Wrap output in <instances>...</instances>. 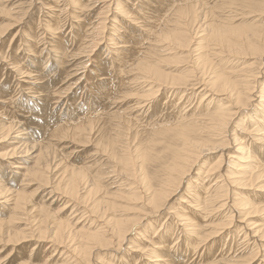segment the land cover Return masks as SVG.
<instances>
[{
  "label": "rangeland",
  "instance_id": "1",
  "mask_svg": "<svg viewBox=\"0 0 264 264\" xmlns=\"http://www.w3.org/2000/svg\"><path fill=\"white\" fill-rule=\"evenodd\" d=\"M120 1L0 0V31L5 29L4 34L0 36V126L4 123L11 124L15 128L25 129V134L27 133L29 135L27 136L29 138H26L28 140L24 139L20 144L16 143V140H13L14 135H17L16 133H12L11 137L2 141V134L6 133V128L3 126L4 128L2 130L0 129V179L2 178L3 183L10 188L9 193L11 197L17 195L26 197V200L21 202L22 205L18 210L13 207V197L9 200L6 199V202L4 199H0L1 230L8 229L20 232L22 229H26V231L22 232L26 236V241L24 240L16 245L12 241L15 238H11L12 240L10 242H6L9 236H7V239L4 235L2 238L0 237V264H38V262H40L39 264H42V262L43 264H50L51 262L53 264H75V262L73 263L69 259L74 257L70 255L71 250L84 241H79L76 238L73 240V242L75 241L74 243L71 240H65L60 246H53V241L50 236L54 233L57 223H67L66 225L70 231L72 230L71 233L73 234L87 230L92 232L98 230H100L99 232L108 231L109 233L114 223L113 221L116 218L119 219L123 216L127 217V219H134L138 216L142 218L144 216L143 214L151 212L145 203L147 197L145 194V186L151 185L152 189L157 188L158 183L162 180V176H164L162 175L164 174V163L169 162L172 153L181 144L177 136L180 128L174 125L178 122L176 121V117L171 115L177 108H169V103L165 107L162 106V102L167 100L168 94V91H166L167 88H164L154 98V102L146 114L142 109H133L132 104L135 99H131V97H143V95L149 94L154 89L147 90L150 88H142L137 83H133L136 88L130 85L126 87L127 90L124 87L125 85L120 86L119 84H123L122 80L127 84L126 82L129 83V81L139 77L135 70L130 69L131 67L120 72L119 67H117L120 64L118 65L116 61L121 57L119 63L123 61L131 62L135 59L147 57V53L152 55L153 59L151 61L164 58L160 60L161 62L158 61L156 65L167 77L170 76L168 78L170 80L188 75L187 73L191 69V61L196 56V54L192 53V49L196 45L191 43L188 47L189 49L184 44H176L173 42L167 43L165 46L164 44L162 46L158 44L157 46H153L155 37L151 36L149 40H143L140 43V37L135 38L128 32V36L130 37L126 41L127 47L129 48L126 50L122 48L125 51L123 52V56L119 55L117 57L115 54L109 53V50L115 47H109L112 46L110 43L113 42L106 41L109 39L107 37V29L114 8ZM261 1L263 0H256L255 2L254 0H181L179 1L180 3H176V6H180V4H194L195 6L198 3L197 5L201 8L206 6L208 9H213L214 7L216 11L213 16L210 15L208 17L209 20L206 19L207 24L211 22L217 25L224 19L225 14H227L230 16L227 19L234 20L232 21L233 27L240 28V30L237 28L236 31L226 33L225 36H227L229 42L234 44V50L229 51L227 49L228 51H226V49H222L224 51V55L222 54L223 57H214L210 61L211 66H214H210V69L213 71L216 69L215 72L217 71L218 73V71L223 70L225 67L228 69L225 72L229 71L232 67L235 71L241 69V73L242 71L257 73L258 91L256 90L254 92L255 98L250 103L247 100L245 102L247 104L245 111H241L233 120L235 123L233 125L237 124L240 126L239 128L244 125L249 131L253 130L252 128L256 124L253 118V121H249L251 119H249V116L253 117L257 111L264 110L262 107L264 105V97L260 102L263 103L261 106L256 97L262 85H264V56L261 52L253 54L250 50L251 44H255L254 47H257L258 50L264 48V39L261 34V30L264 29V2ZM74 3L86 6H84L85 8L81 6L77 8L73 5ZM138 5L139 1L130 0L129 11L131 13L138 11ZM145 6L147 8V5ZM155 6V4L148 5L147 9H150L152 13L145 11L148 13V17L153 15L150 22L154 21L156 23V25L152 26L153 30H155L153 33L159 32V29L166 30V27H172L168 25L172 23L171 21H175L176 18L174 16L175 10L173 9L170 10L171 14L170 12L166 14L168 15L166 21L169 24L167 26L161 23L158 24L156 21L160 20L158 17L163 10L157 9ZM196 6L192 11L197 10L194 12L195 16L198 17L199 15L201 17L203 14L198 13L200 12L198 11L199 7ZM225 6L229 9L232 8L230 13H225L224 10L228 11V8L226 9ZM107 7H109V11L106 13ZM216 7H219L217 8L218 10ZM165 8L168 9V7ZM222 8L225 9L222 11ZM155 9L158 10V15H156L157 12ZM218 15L219 17L223 15L221 20L216 18ZM189 21L190 18L185 23L188 24ZM101 23H105V30L99 28V24L101 25ZM120 30L122 32L123 29ZM207 33L201 34V39L196 38L193 40H196V43L199 44L202 42V46L210 45L212 47L214 43L211 41V38L209 39ZM203 37L204 39H202ZM58 41L62 43L60 45V51L54 48L56 44L54 42ZM28 43L29 46H27ZM95 43L99 44V48L93 50L92 47ZM119 44L121 46V43ZM187 49L191 50V52ZM208 49L204 48L205 52L203 55L207 54ZM91 50L93 51L91 52ZM34 55H39L35 58L40 62V67L36 68V70H38L37 74L41 75L40 85H44V92H39L43 95L41 96L42 98H38L39 93L35 92L38 89L36 84L26 85V82L37 83L34 82L35 80L32 81L33 79L24 78L22 75L20 76V74L16 73L17 71L15 72L17 66L29 70V61ZM257 56L258 58H256ZM33 88L36 89L33 90ZM179 90L181 89H175L173 93V95H178L176 99L180 95L178 94L180 92ZM246 95L250 97L248 92H246ZM222 97L224 96H218L213 105H218L220 102L227 103L225 102L226 100L220 99ZM169 99L171 98L168 97V101ZM176 101L178 100H175L174 103ZM198 104L199 98H195L193 105L197 107ZM212 107L210 105L209 108L211 109ZM188 110L189 107L187 109L185 108V111ZM89 121L91 122V129H89L90 127L87 129V123ZM243 121L249 125L246 124L247 126H245V124H242ZM188 123L190 122L187 119L182 125ZM80 125H82V130H76L75 128ZM176 127L177 129H175ZM165 129H169V131ZM91 130L93 131L92 133ZM253 132H250L251 134L248 133L249 135H242L246 137V141L243 140L245 142L244 145L248 141V144L251 145L249 147L250 156L258 157L264 163V145L254 141V137L257 134ZM22 138H19V141ZM14 147L17 149L15 151L16 155H14L15 157L13 159L10 158V160L5 154L10 152ZM235 149L236 146L230 145L229 148L224 150L228 156L234 155L236 157L230 158L229 161L231 162L236 161L241 155L235 152ZM143 153H148L150 155L149 158L143 157ZM220 153L219 151L212 152V150L208 153L206 152L195 164L196 166L193 167V171L204 173L209 165L219 159L218 154L220 155ZM241 156L245 157V154ZM8 162L13 163V165L16 163L20 168L12 169L10 168L12 166H8ZM46 165H48L49 171L47 169L46 173H43V177L41 174L33 177L30 173H27V171L34 172L37 168V173H40L43 168L45 169ZM227 165L223 169V172H226L227 169L230 171L234 170L233 166ZM75 172L79 175L74 174ZM197 172L191 179L185 181L188 184L190 183V185L187 188L183 185L181 190L173 196L175 200L172 198L163 207L162 211L154 215L151 214L153 216L152 218L151 216H147L148 219L145 217L146 219L144 221L135 226L136 231L142 230V232L145 230V226L146 229L148 225L150 226H148V229L151 230L150 233L152 235L148 240L151 244H127L128 246L124 245V250L122 249L120 254L113 253L110 249L106 250L108 246L94 248L92 250V257L95 259L94 264H149L142 255L146 256L152 251V245L157 242L158 237L162 234L160 232V234L153 236L155 229L160 224L163 225L162 229L165 232H172V236L169 235L171 248L181 246L186 239V232L190 231L189 228L198 225L195 227L197 228V235H203L202 237H205L204 239L209 241L206 240L205 245L209 247L211 245L209 243L214 244L213 252L215 254L213 256L215 259L213 260V264H243L246 260H250L255 251L246 250L248 246L245 244V241L243 242L241 236L243 232L240 233V230L245 222L256 223L257 221V223L259 222L258 224H264V176L256 184L252 183V188L230 187L232 192L226 197L228 206L225 210H220L214 215H208L207 218H204L206 220L201 218L202 216H194L196 219L194 220L193 218V222L190 223L191 225L189 227H181L182 220L180 219L183 218V215H189L193 208H189L185 203L180 204L179 202L182 198H186L185 200H188L187 202L191 201L190 197L194 198V196L189 195L187 199L185 195H188L190 192L194 195L197 193L198 190L191 189L194 186L193 180L199 179L200 173L197 174ZM229 178L233 180L232 176H229ZM142 179L148 182L143 183ZM83 187L85 188L83 189ZM67 191L70 193L68 194ZM240 197H243L242 203L236 204L241 199ZM231 205H234L233 208L236 214L234 213L235 215L230 225H224L228 219V207ZM64 206L65 209H63ZM166 206L174 208L175 216L167 214V211H163L166 210ZM105 208L107 209L106 212ZM252 208H257V210L248 215L247 213ZM46 214L49 215L48 220H46V225H43L44 227L42 228L41 220ZM176 214L179 216L182 215V217H178ZM247 215L249 218H247ZM219 227L220 229L218 230ZM51 228H54V231ZM41 229H45L48 232H45L43 241H35L38 237V231L40 230L41 232ZM35 230L38 231L36 232ZM215 231L217 234L213 236L214 234L212 235L211 233ZM108 233L104 232L102 237L109 238L106 235ZM201 236L199 237L200 240L197 236L196 239L203 243L204 239ZM135 237L136 235L133 233L130 235L132 239ZM69 242L73 245V248ZM137 244L138 246L141 244L139 247H142V252L138 248L139 251L132 252L133 250H137L135 249ZM130 246V249H133L132 251L130 249L127 250ZM220 252L223 253L225 260L217 259ZM94 253L95 255H93ZM110 254H113V256ZM49 255L51 258H49ZM110 256L111 259H113L112 257L118 259L114 262L109 258ZM213 256L207 250L201 258H197V261L202 264H211L212 262L210 260ZM257 260L259 259H255L254 257V260H250L251 262L249 264H259L260 260ZM176 261L175 263L179 262L177 259ZM195 262L194 260L193 263Z\"/></svg>",
  "mask_w": 264,
  "mask_h": 264
},
{
  "label": "bare ground",
  "instance_id": "2",
  "mask_svg": "<svg viewBox=\"0 0 264 264\" xmlns=\"http://www.w3.org/2000/svg\"><path fill=\"white\" fill-rule=\"evenodd\" d=\"M137 1H139V5H138V9H137L138 11L131 13L129 11L130 0H121L115 6L113 14L111 12L112 15H111V19L109 21L111 24L109 23V27L107 29V32H108L107 37H109V39L106 37L108 39L106 41L113 42V43H110V45H112V46H109V47H111V48L115 47V48L110 49V50L107 48L109 50V53L115 54L117 57L119 55L123 56V52H125L123 49L126 50L127 48H129V47H127V41H126L130 37V36H128V32H130V34L135 38L140 37V41H139L140 43L143 40H149V38L151 36L155 37V42H153V44H154L153 46H157V44L160 46H162L164 44V46H165V44L170 43V42H173L176 44H184L185 47H187V48L189 47V45L191 43H193V45H196V47L195 48L193 47V49H192V53L196 54V56H194L195 58L193 57V60L191 61L192 62L191 66H190L191 69H189V71L187 73L188 75L178 77L175 79H170V80L168 79V78H170V76L167 77V75L164 74L156 65V63L158 61L161 62L160 60H163L164 58H159V60H156V61L152 60L151 61V59H153V57H152V55L147 53L146 54V55H148L147 57H145V58L142 57V59H135V60H132L131 62L123 61V62L119 63V61H120L119 59H121V57H119L117 61L115 60L118 63V65L120 64V66H117V67H119L120 72H122L121 70L129 69V67H131L130 69L135 70L136 74L139 77L137 79L129 81V83L126 82L127 84H125V82L122 80L123 84L122 85L119 84L120 86L125 85L124 87L126 89L127 86H130V85L134 86L133 83H137L138 85H141L142 88H148V87L150 88L147 90L154 89L149 94L143 95V97H139V98L131 97V99L132 98L135 99L133 101V104H132L133 109H139V110L142 109L143 112L146 114L149 111L151 104L154 102V98L157 96V94L160 91L164 90V88H167V90H166V91H168L167 92L168 93L167 98H166L167 100L162 102V106L165 107L169 103L170 104L169 108H172V109L174 107H175L174 109L177 108L176 111L174 110V113L172 112L173 114H171V115L175 116L176 121L178 122L177 124L175 123L174 125H177V127L180 128V132L177 134L175 131V133L177 134L179 142L181 144H180V147L172 153V157L169 160V162L167 161L166 163H164V165H163L164 174H162L163 172L161 173L164 176H162V178H161L162 180L159 178L161 181L160 182L158 181L159 183L157 185V188L152 189L151 185H147V186L144 185L146 187V188L145 187L144 188H145V194L147 196L145 203H146L148 209L151 211L150 213L148 212L147 214H143L144 216L142 218L140 216H138L134 219H127V217H125V216H123L125 218H123V217H120L119 219L116 218V220L113 221L114 223H113L109 233H108V231H104V232L108 233V234H106L109 237V238L106 237L107 239L105 237H102L104 235V232H99L100 230H98V229H97L98 231H96V232H92V231L87 230L84 232H77V233L75 232V234H73V233H71L72 230L70 231L68 226L66 225L67 223L64 224V222H61V221H60L61 223H57V227L55 228V231L53 230L54 228L53 229L51 228L54 231V233L52 231L53 234L50 236L51 240L53 241L52 242L53 244L52 243L51 244L55 247L60 246V244L63 243L65 240H67V241L71 240V242L74 243L75 241L73 242V240L78 238L79 241H84L83 243L81 242L80 245H77L74 249H72L73 245L69 242L72 245L71 246L72 252L70 251L71 252L70 255L74 256L73 258L71 257L69 259H71L70 260L71 262H73V263L75 262V264H94L95 259L92 257V250L94 248H101L102 246H105V247L108 246V248H106V250L110 249V251H112L113 253H119L120 254L121 250L124 248V245H127V244L128 245L134 244V243L151 244L148 240L151 238L150 236L152 235L150 233L151 230L148 229L150 227L148 225V223H147V225L149 227L147 226V229H146V226L144 225L145 230L143 229L144 230L143 232H142V230L136 231L135 226L140 224L142 221H144V219H146L147 216L150 217L151 214L154 215V214L162 211L163 207L167 203H169V201L173 198L174 195L177 194V192H179V190H181L183 185L185 188H187L188 185H190V183L188 184L185 181H188L189 179H191V177H193L196 174L197 171L194 172L193 167L196 166L195 164L198 162L200 157L203 156V154H206V152L208 153L210 150H212V152H214V151L221 152L220 155L218 154L219 159H217V157H216L217 160L215 162L213 161L214 162L213 164L210 163L211 165H209V167L207 168V170L204 173L197 172V174L200 173L199 179L197 178L196 180H193L194 186L191 187V189L193 188L194 190H198L197 193L194 195L193 193L190 192V193H188V195H185V197H187V199L189 198V195L194 196V198L190 197L191 201H189V202H187L188 200L187 201L185 200L186 198L185 199L182 198L180 200V202H179L180 204L185 203L189 208H193L191 210V212L189 213V215H183V218L180 219V220H182L181 221L182 222L181 227H185V228L189 227L191 225L190 223L193 222L194 216L195 217L196 216H198V217L202 216L201 218L204 219V218H207L208 215L209 216L214 215L217 212H219L220 210H225L228 206L226 203V199H227L226 197L232 192L230 187L235 186L238 188H249L253 184H256L257 181L261 177L264 176V163L258 157L250 156V153H249L250 148L249 147L251 145L248 144V141H247V144L244 145L245 144L244 141H246L245 140L246 137L242 136L244 134H248V133L254 131L253 133L257 134L254 137V141L256 143H261L264 145V110H261L260 112L257 111L253 117L249 116V119L251 118L249 121H251V120L253 121V119L256 121L255 122L256 124L254 125V128H252L253 130H251V131H249L247 129V127L245 128L244 125H242L241 128H239L240 126H238L237 124L233 125V123H234L233 120H234L235 116L239 115L241 111H245V109H246L245 106L247 105L245 102L248 100V103H250L251 100H253L255 98L254 92L257 90V77H258L257 73L255 74L253 72H247L246 70H245L246 72L242 71V73H241L240 72L241 69L240 70L238 69L237 71H235V69L233 70L232 67L227 72H225V70H228L226 67L223 70L220 69L221 71H218V73H217V71L215 72L216 69L214 71L212 69H210V66H211L210 61L214 57L215 58L220 57V56L223 57L224 51L222 49H226V51H228V50L233 51L234 50L233 49L234 44H231L229 42L227 36H225L226 33L231 32V31H236L237 28L240 30V28L239 27H233L232 21H234V20L227 19V18H230V16L227 14H225L226 16H224V19L222 21H220V23L218 22L219 24L216 25V24L211 23V22L210 23L208 22L209 24H207L206 19H208V17L210 15L213 16V14L216 11L214 7H213V9H210V8L208 9L206 6L201 8L197 5L198 4L197 3L196 5L199 7L198 11H200L198 13L203 14L201 17L199 15L197 17L194 14V12H196L197 10L192 11L193 9H195L196 5L194 6V4L193 5L192 4H190V5H181L180 4V6H176V3L181 1V0H137ZM183 1H185V0H183ZM255 1L256 0H254V2ZM245 2H247V1H245ZM257 2H259V1H257ZM261 2H264V0ZM154 4L156 5L155 8L163 10V11H161V13L158 17V19H160V20L156 21L158 24L161 23V24H163V25L165 24L167 26L169 23H168V21H166L167 20L166 17L168 16L166 14H168L170 12V10H173V9L175 10L174 11L175 12L174 16H176L175 21H171L172 23L170 25H168V26H172V27H170V28L166 27V30L165 29H159L160 30L159 32L153 33L155 30H153L152 26L156 25V23H154V21L150 22V19L153 18V15H151V17H148V13L149 12L152 13V11L150 9H147V8H148V5H154ZM247 4H249V3H247ZM73 5L77 8L79 6H81V7L86 6V5H84V6L78 5L75 3ZM145 5H147V8H145L146 7ZM243 5H245V4H243ZM200 6H202V5H200ZM221 6H220V9H221ZM142 7L145 9H143ZM164 7H168V9H166V8L164 9ZM217 8H219V7H216V9ZM225 8L227 9L228 7L225 6ZM225 8H222V11ZM157 9H155L157 12L156 15L159 14ZM231 9L228 8V11L227 10H224V11H225V13H227V12L230 13ZM238 10H240V9H238ZM108 11H109V7H107L106 13ZM145 11H148V13ZM219 11L221 12V10H219ZM170 14H171V12H170ZM170 14H169V16H170ZM172 14H173V11H172ZM218 14H220V13L218 12ZM235 14H237V13H235ZM223 15L220 17L218 15V16H216V18L221 20V17H223ZM174 16H173V18H174ZM191 17H192V19H191ZM155 18H157V17H155ZM188 18H190V21L188 24H186L185 22H187ZM107 20H108V18H107ZM52 21H55V20H52ZM118 27L120 29H123L122 32H120L121 30ZM99 28L102 30H105L106 29L105 23H101V25L99 24ZM136 28H137V30H136ZM4 31H5V29L0 31V36H2L4 34ZM206 32H208L207 36H209V39L211 38L212 39L211 41L214 43L212 45V47H210V45L202 46V42H201V44H199V43H196V40H193L196 38H200L202 36L201 34H204ZM261 34L263 35V39H264V29L261 30ZM202 39H204V37ZM259 41H260V38H259ZM119 43H121V46ZM54 44H55V47H54L55 50L60 51L61 50L60 45L62 43H60V41H58V42H54ZM254 45L251 44V46H250V50L252 51V53L255 54L256 52H261L264 56V50H263L264 48L261 50H258V48L254 47ZM27 46H29V43ZM98 46H99V44L95 43L93 45L92 49L93 50L97 49V48H99ZM204 48L205 49L209 48L207 50V54H205V55H203L205 52ZM93 50H91V52ZM188 51L191 52V50H188ZM59 53H61V52H59ZM59 53H57V54L60 55ZM37 56H39V55H37ZM37 56L34 55L33 58L31 57V60L29 61V65H30L29 70L24 69L21 66H17L15 69V72L17 71L16 73L20 74V76L22 75L24 78L33 79L32 81L35 80L34 82H37V83H33V82L27 83L26 82V85L28 84L27 86H29V85L36 84L38 86L37 87L38 89L35 92L36 93H39V92L42 93V92H44V89H43L44 85L42 86V84L40 85V83H39L41 81V79H40L41 75L37 74L38 70H36V68L40 67V64H39L40 62L37 61V59H36ZM256 58H258V56ZM261 59H263V58H261ZM88 60H89V58H88ZM216 63H217V60H216ZM258 63H260V62H258ZM232 64H234V63H232ZM256 65H259V64H256ZM213 66H211V67H213ZM247 67L249 68V66H247ZM31 69H35V70H31ZM119 70H118V72H119ZM217 70H219V69H217ZM126 71H128V70H126ZM126 74H128V73H126ZM168 81H170V82H168ZM22 83H24V82L22 81ZM132 86H131V88H132ZM23 87H25V86H23ZM139 88H140V86H139ZM178 88H180L181 90H179L180 92L178 94H180V95H179L178 99H176L178 95L177 96L173 95V93H174L175 89H178ZM35 89L36 88H33V90H35ZM103 91H104V89H103ZM246 92L249 93L250 97L246 95ZM40 93H39L38 98L43 96ZM163 93H164V91H163ZM258 93L259 94L256 97L259 100V105L261 106V104L264 103L263 101H262L263 103H260L262 98L264 97L263 96L264 85H262V87ZM218 96L219 97L224 96V97H222L223 99L222 98H220V99L226 100L225 102H227V103H221L220 102V104L214 106L213 104H214V102ZM168 97L171 98V99H169V101H168ZM195 98L196 99L199 98V104L197 107H195L193 105V103L195 102ZM175 100H178V101H176L174 103ZM143 103H146V104H143ZM210 105L213 106L214 108L212 107L213 109L212 108L210 109L209 108ZM134 106H136V108H134ZM188 107H189V110L185 111V108L187 109ZM262 107L264 109V105H262ZM157 114H159V113H157ZM155 116H156V114H155ZM187 119L189 120L190 123H188L186 125H184V124L182 125V123H185V120H187ZM87 124H88L87 129L89 127H90L89 129H91L92 128L91 122L89 121V123H87ZM242 124H245V126H247L246 124H248V123L243 121ZM3 126L6 128V130H5L6 133L3 132L5 134H2L3 137L1 136L2 141H5L9 137H11L12 133L17 134V135H14L13 140H16V143H18V144H20L24 139L28 140L26 138H29V137H27L29 135H27V133L25 134V132H26L25 129H18L17 126H16L17 128H15L11 124H7V123L5 124L4 123L0 126L1 130L4 128ZM81 126L82 125L76 127L75 129L76 130H82ZM177 127L175 129H177ZM169 129H165V130L169 131ZM92 132L93 131L91 130V133ZM173 132H174V130H173ZM82 133H83V131H82ZM239 133L241 134V136ZM0 134H1V132H0ZM156 134H159V133H156ZM173 135H175V134L173 133ZM21 137H23V138H22V140L19 141V138H21ZM14 138H18V139H14ZM173 138H174V136H173ZM177 143H178V141H177ZM230 145L236 146L235 152H238L241 155L245 154V157L240 155V157H238L237 160L235 159L236 161H232L233 163L231 161H229L230 158H236V157H234V155L228 156L224 151L226 148H229ZM177 146H179V145H177ZM16 150H17L16 147H14L11 149L10 152H7V154H5V155H7V157H9V159L10 158L13 159V157H15L14 155H16L15 154ZM149 156L150 155L148 153H146V154H144L143 157L149 158ZM14 164L15 165H13V163L8 162V166H12L10 168H12V169H19L20 168V166L16 165V163H14ZM227 164L230 166H233L234 170L230 171L227 169L226 172H223V169L225 168V166ZM47 169H48V165H46L45 169L43 168L42 171L39 170L40 173H37L38 168L34 172H30V171L28 172L27 171V173H30L31 176H33V177H37L39 174H41L43 177V173H46ZM69 170H71V169H69ZM48 171H49V169H48ZM74 174L79 175L77 172H75ZM229 176H232L233 180H230ZM1 179H0V199H4V201L6 202L7 201L6 199L9 200L10 198L13 197L12 198L13 207H15L17 210L20 209V206L22 205L21 202L23 200H26V197L21 196V195L11 197V195L9 193L10 188H8L3 183L4 181H2ZM47 179H48V177H47ZM142 182L145 183L148 181L142 179ZM77 186H79V185H77ZM84 188L85 187H83V189ZM263 188H264V186H263ZM67 190H68V188H67ZM192 190H190V191H192ZM68 191H67V193H68ZM77 191H78V188H77ZM242 198L239 199L238 200L239 202L236 204L242 203ZM105 204H104V206H105ZM200 205H202V206L200 207ZM233 206L231 205L230 207H228L229 208V211H228L229 214L227 216L228 219L226 221V224H224V225H230L231 221L233 219V216L236 214ZM240 206H243V205H240ZM63 209H65V206ZM173 210H174V208L170 206V207H167L166 210H163V211L164 212L167 211V214L175 216V213H174L175 210L174 211ZM256 210H257V208H252L249 210V212L247 214L249 215L250 213H252ZM106 211H107V209L105 210V212ZM144 212H147V211H144ZM228 212H225V213H228ZM207 213H209V214H207ZM103 215H105V214H103ZM137 215H139V214H137ZM176 215H178V214H176ZM248 215H247V218H249ZM48 216L49 215L46 214V216H44V218L41 220V223H42L41 227L42 228L44 227L43 225H46V220H48ZM152 217L153 216H151V218ZM178 217H182V215H180V216L178 215ZM195 219L196 218H194V220ZM199 220H200V218H199ZM204 220H206V219H204ZM248 220H246V221H248ZM244 221H242V222H244ZM256 223H257V221H256ZM256 223L255 222H252V223L245 222L242 225V229L241 230L239 229V230H240V233L243 232V233H241L243 242L245 241V244L248 246V248L246 250L249 249V250L255 251V252L253 251L254 255L252 256V258L250 260H254V257H255V259L258 258L260 260V261L257 260V261H259V264H264V224H258L259 222L257 224ZM162 226L163 225L160 224V226L157 229H155V233L153 235V236H156L157 234H160V232H162V234L158 237V240H157L158 243L155 242L154 245H152L153 249L148 255H146V256L142 255V256H144V258H146L145 260L147 261V263H149V264H202L199 261H197V258H201L204 255V253H206L207 250L209 253L210 252L212 253V256L215 254L213 252L214 251V248H213L214 244L209 243V244H211V245H209V247L207 245H205V243L208 240L204 239L205 237L203 238L202 237L203 235L202 236L200 235V236L204 239V240L202 239L204 242L202 243L201 241H198L200 236L197 235V233H196L197 228H195L198 225H194L193 227L189 228L190 231L186 232L185 241L182 243L181 246L176 247V248L170 247L171 241L169 240L170 239L169 235L172 236L171 235L172 232L171 231L165 232L162 229ZM220 226H222V225H220ZM29 229H31V228H29ZM45 229H47V228L45 227ZM45 229H43V230L41 229V232H40V230L39 231L37 230L38 231V237L36 238V240L34 239L35 241L40 242V241L44 240L45 232L48 230V229L47 230H45ZM219 229H220V227L218 228V230ZM23 231H26V229H22L20 232H15V231L8 230V229L7 230H1V224H0V237L2 238V236L4 235V236H6V239H7V236H9V238L6 242H8V241L10 242L12 239L15 238L14 240H12V241H14V243L13 242L12 243L15 245L20 243V242H23L24 240L26 241V239H25L26 236L24 234H22ZM173 232H174V230H173ZM237 232H239V231H237ZM132 233L136 235V237L133 239L130 238V235ZM206 233H208V232H206ZM240 233H239V235H240ZM211 234L212 235L214 234L213 236H216L217 232L215 231V232H212ZM239 235H238V237H239ZM196 236L198 237V239H196ZM207 238L209 239V237H207ZM46 239H47V237H46ZM48 239H49V237H48ZM171 239H172V237H171ZM194 240H196V242H194ZM70 244H68V245H70ZM139 246L137 244L135 249L138 248L142 252V247L140 248ZM130 248H131V246L127 250H129ZM138 249L136 251L133 249H130V250L131 251L133 250L132 252H137V251H139ZM64 250H66V249H64ZM59 252H61V251H59ZM95 253L93 255H95ZM220 253L217 256L218 258L217 257L216 258L219 260H223L224 255H223V253H221V254ZM139 254H140V252H139ZM110 255L113 256V254H110ZM111 256L109 257L110 259H111ZM49 258H51L50 255H49ZM49 258H48V260H49ZM112 258L113 259H111V260H113L114 262L116 259H118V258H114V257H112ZM212 258L210 260V262H212L211 264H213V260L215 259V257L213 256ZM176 259L179 260L178 263H175ZM120 260H122V259H120ZM194 260L196 261L195 263H193ZM250 260H246L245 263H243V264H249L251 262ZM41 262H42V260H41ZM39 263L40 262H38V264ZM42 264H43V262H42ZM46 264H48V263H46ZM50 264H53V263L51 262ZM214 264H216V263H214Z\"/></svg>",
  "mask_w": 264,
  "mask_h": 264
}]
</instances>
